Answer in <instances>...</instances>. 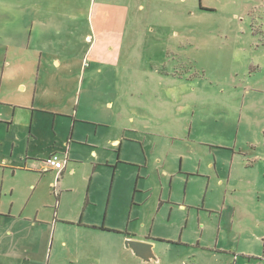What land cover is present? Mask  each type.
Returning <instances> with one entry per match:
<instances>
[{"label": "rangeland", "instance_id": "obj_1", "mask_svg": "<svg viewBox=\"0 0 264 264\" xmlns=\"http://www.w3.org/2000/svg\"><path fill=\"white\" fill-rule=\"evenodd\" d=\"M0 210V264H264V0H0Z\"/></svg>", "mask_w": 264, "mask_h": 264}, {"label": "crops", "instance_id": "obj_2", "mask_svg": "<svg viewBox=\"0 0 264 264\" xmlns=\"http://www.w3.org/2000/svg\"><path fill=\"white\" fill-rule=\"evenodd\" d=\"M25 19V21H26V30H28L29 31V34H28V36H26V38H25V36L22 38V40H21V42H20V44L19 45H13V44H10L14 49H16V47L18 46V48L20 49V50H28L29 48H32V47H34V46H32L31 47V44L37 39V37H38V35L41 33V31H42V29L44 28V27H46V23H45V21L42 19V18H40L39 17V15H37L36 14V16H29V15H27L26 16V18H24ZM26 39V41H24ZM24 42V43H23ZM11 43V42H10ZM30 45V46H29ZM41 51H39V53H40ZM55 152V151H54ZM54 152H50L49 153V155L50 154H52V153H54ZM59 154V153H58ZM59 156H60V154H59ZM61 157V156H60ZM43 162H44V160H43ZM46 163V162H45ZM45 165V164H44ZM45 169L47 170H52V169H49L48 167H47V164H46V167H45ZM65 170H66V168L62 171V172H58L57 170H54V171H56V176H58V177H60V176H62L64 173H65ZM11 213H5V211H3V210H0V220L1 219H3V218H8L7 216H10V217H14V215L13 216H11V215H9V214H12V211H10ZM23 210H21L20 211V215L17 217V218H19V220L18 221H21V222H23V223H28V224H30L31 222L30 221H33L30 217H27V216H24L23 215ZM5 214H7V215H5ZM1 217H3V218H1ZM12 219H14V218H12ZM2 221H0V223H1ZM79 225H83L81 222H79L78 223ZM96 228V227H95ZM143 240V239H142ZM2 242H4V239H2ZM5 243V242H4ZM4 243H2V244H4ZM154 244V243H153ZM152 260H155V259H152ZM151 261V260H150Z\"/></svg>", "mask_w": 264, "mask_h": 264}, {"label": "water", "instance_id": "obj_3", "mask_svg": "<svg viewBox=\"0 0 264 264\" xmlns=\"http://www.w3.org/2000/svg\"><path fill=\"white\" fill-rule=\"evenodd\" d=\"M126 245L132 248L135 254L145 261L156 259L152 242L128 239Z\"/></svg>", "mask_w": 264, "mask_h": 264}, {"label": "built area", "instance_id": "obj_4", "mask_svg": "<svg viewBox=\"0 0 264 264\" xmlns=\"http://www.w3.org/2000/svg\"><path fill=\"white\" fill-rule=\"evenodd\" d=\"M47 167L62 172L66 168V161L57 152L50 154L45 160Z\"/></svg>", "mask_w": 264, "mask_h": 264}]
</instances>
